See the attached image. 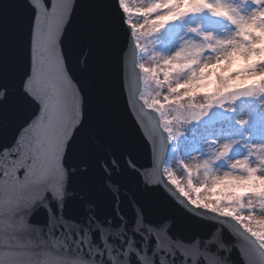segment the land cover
I'll list each match as a JSON object with an SVG mask.
<instances>
[{"label": "snow or ice", "instance_id": "1", "mask_svg": "<svg viewBox=\"0 0 264 264\" xmlns=\"http://www.w3.org/2000/svg\"><path fill=\"white\" fill-rule=\"evenodd\" d=\"M0 264H264V0H0Z\"/></svg>", "mask_w": 264, "mask_h": 264}]
</instances>
